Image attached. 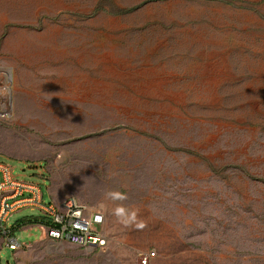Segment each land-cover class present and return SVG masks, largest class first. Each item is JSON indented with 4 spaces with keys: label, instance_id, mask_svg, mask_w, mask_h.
Wrapping results in <instances>:
<instances>
[{
    "label": "rangeland",
    "instance_id": "obj_1",
    "mask_svg": "<svg viewBox=\"0 0 264 264\" xmlns=\"http://www.w3.org/2000/svg\"><path fill=\"white\" fill-rule=\"evenodd\" d=\"M0 72V162L107 238L28 224L0 264H264V0H0Z\"/></svg>",
    "mask_w": 264,
    "mask_h": 264
},
{
    "label": "built area",
    "instance_id": "obj_2",
    "mask_svg": "<svg viewBox=\"0 0 264 264\" xmlns=\"http://www.w3.org/2000/svg\"><path fill=\"white\" fill-rule=\"evenodd\" d=\"M0 80L6 82L3 72H0ZM27 206L37 207L42 211V221L35 225L40 227L42 235L54 241L99 247H103L107 242L102 229L103 213L90 210L73 196L45 203L39 183L16 179L12 174V167L0 162V233L5 235L2 243L13 250L21 248L25 243L20 242L15 237L12 226L10 230L7 229L3 221L13 212ZM153 255L155 252L144 254L142 263L147 264Z\"/></svg>",
    "mask_w": 264,
    "mask_h": 264
},
{
    "label": "clouds",
    "instance_id": "obj_3",
    "mask_svg": "<svg viewBox=\"0 0 264 264\" xmlns=\"http://www.w3.org/2000/svg\"><path fill=\"white\" fill-rule=\"evenodd\" d=\"M107 197L111 200H123L125 199V194L118 190H110L107 193ZM138 209H133L129 211L126 206L124 205H117L113 209V214L116 215L118 218L127 217V219L123 220L124 223H128L130 221H134L137 216ZM143 227V225H139Z\"/></svg>",
    "mask_w": 264,
    "mask_h": 264
},
{
    "label": "trees",
    "instance_id": "obj_4",
    "mask_svg": "<svg viewBox=\"0 0 264 264\" xmlns=\"http://www.w3.org/2000/svg\"><path fill=\"white\" fill-rule=\"evenodd\" d=\"M40 221H42V218L40 216L31 217V218H27V219H23V220L19 221L14 226H12V228H13V231H15V230H18L22 226H25V225H28V224H37Z\"/></svg>",
    "mask_w": 264,
    "mask_h": 264
},
{
    "label": "bare ground",
    "instance_id": "obj_5",
    "mask_svg": "<svg viewBox=\"0 0 264 264\" xmlns=\"http://www.w3.org/2000/svg\"><path fill=\"white\" fill-rule=\"evenodd\" d=\"M10 80V79H9ZM10 82H11V80H10ZM10 89V88H9Z\"/></svg>",
    "mask_w": 264,
    "mask_h": 264
}]
</instances>
